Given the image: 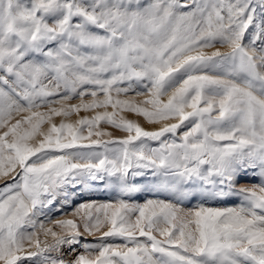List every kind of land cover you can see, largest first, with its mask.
I'll list each match as a JSON object with an SVG mask.
<instances>
[{
    "label": "snow or ice",
    "instance_id": "snow-or-ice-1",
    "mask_svg": "<svg viewBox=\"0 0 264 264\" xmlns=\"http://www.w3.org/2000/svg\"><path fill=\"white\" fill-rule=\"evenodd\" d=\"M217 44L229 51L203 52ZM129 93L145 99L118 98ZM122 111L178 123L146 131ZM101 121L127 136L100 139ZM249 169L264 177V0H0V178L12 181L0 188V264H64L49 253L79 244L80 226L58 220L57 233L36 217L78 179L137 191L130 174L172 199L100 205L84 231L124 243L102 239L94 257L85 244L70 264H264V180L232 193L239 207L179 206L225 195Z\"/></svg>",
    "mask_w": 264,
    "mask_h": 264
},
{
    "label": "rangeland",
    "instance_id": "rangeland-1",
    "mask_svg": "<svg viewBox=\"0 0 264 264\" xmlns=\"http://www.w3.org/2000/svg\"><path fill=\"white\" fill-rule=\"evenodd\" d=\"M146 2V0H144ZM220 51L221 53L229 51V49L225 47H221L217 44L214 47H208L203 49V52L206 55H211L212 52ZM113 97L115 94L113 93ZM103 94H98V99H102ZM122 100H134L139 103L141 100L145 99L143 96H134L132 93H129L127 96L118 97ZM165 101L167 97L163 98ZM92 97L90 95H86L83 99V103H90ZM81 99L76 97L70 101L65 102V106H70L72 104H80ZM56 107H60L61 105H55ZM39 111H47V108H41ZM107 111L108 113H112L113 109L108 107L107 109L99 108L92 111H80L79 113H74L68 118H63L60 116L53 118V123L57 126L63 122L75 124L76 120L82 118L91 119L93 116L104 113ZM117 120L123 118L125 120L133 121L137 123L142 129L146 131H157L160 127H163L170 123H178L176 120L169 121H161L160 123H148L143 117L138 116L132 112L122 111L118 112ZM49 125L46 123L41 126V131L47 132ZM98 130L108 133L109 135L103 136L100 139L104 141L122 139L127 136L126 132L120 131L117 128H114L107 123L101 121L98 125ZM186 128H182L180 131H185ZM87 128H85L84 135H87ZM40 137H37V142ZM92 139H96L93 137ZM178 139V137H177ZM84 143H88V141H84ZM149 143L156 147L158 146V142L149 141ZM17 171H19L17 169ZM255 173V174H254ZM12 175H15L13 173ZM109 177L105 175L104 181H94L90 178H82L78 179L75 184L69 183L64 185L59 191L55 198L54 206L49 210L48 208H44L42 210L43 214L38 215L36 219L42 220L45 223V227L53 228L57 233L61 232V229L55 227V223L58 220H66L72 219L79 226L80 235L78 239L80 241L79 244H75L73 246H69L67 244L62 245L59 252H51L49 255L55 257L58 260H63L64 264H70V262L79 254L88 255L89 253L85 252L84 245L92 246L91 255L94 257L98 254L95 249L99 246V243L103 239L105 242L113 245L123 244L124 240L121 237H103V231L107 230V227L102 228L100 231H93L92 234H89L84 231L83 223L85 218L91 214L93 217L96 215V208L102 204H116L118 201H125L130 206H143L149 200H161L168 201L171 200L172 197L164 192H159L152 190L150 185L147 184L146 177H132L129 175L128 182L135 183L138 185V190L129 194H124L119 191L118 188L109 183ZM264 177H261L259 170H247L240 173H237L235 179L233 180V187L231 191L227 187H225V195L218 196L214 199H210L207 201H203L201 197H189L181 202L179 205L182 211H188L191 209H195L201 204L205 207H212L216 209H225L230 207H239L243 201L239 195H234L232 193H239L242 189H251L254 185H260ZM11 176L7 179L0 178V188H2L5 184L11 183ZM147 189V190H146ZM111 211V210H110ZM102 216V212H101ZM132 220H135V216H132ZM158 239L160 237H157ZM39 239L41 240L42 246L51 245L54 243V240L51 236L45 237L42 233H39ZM137 239L145 240V237H139L137 234ZM72 249H75L73 251Z\"/></svg>",
    "mask_w": 264,
    "mask_h": 264
}]
</instances>
